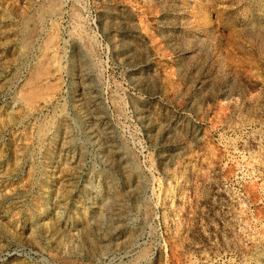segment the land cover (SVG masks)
<instances>
[{
  "label": "rangeland",
  "instance_id": "374dc122",
  "mask_svg": "<svg viewBox=\"0 0 264 264\" xmlns=\"http://www.w3.org/2000/svg\"><path fill=\"white\" fill-rule=\"evenodd\" d=\"M0 264H264V0H0Z\"/></svg>",
  "mask_w": 264,
  "mask_h": 264
},
{
  "label": "bare ground",
  "instance_id": "6f19581e",
  "mask_svg": "<svg viewBox=\"0 0 264 264\" xmlns=\"http://www.w3.org/2000/svg\"><path fill=\"white\" fill-rule=\"evenodd\" d=\"M245 162V161H244ZM251 162V160L249 161ZM246 164V163H245ZM248 165L250 166L249 169H254L256 167L255 164H251V163H248ZM248 167V166H247Z\"/></svg>",
  "mask_w": 264,
  "mask_h": 264
}]
</instances>
